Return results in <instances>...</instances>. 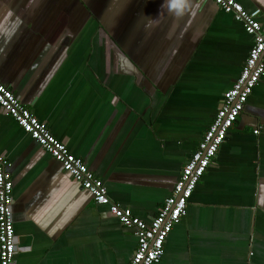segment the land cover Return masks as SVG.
I'll use <instances>...</instances> for the list:
<instances>
[{"label": "crops", "instance_id": "0c3cea01", "mask_svg": "<svg viewBox=\"0 0 264 264\" xmlns=\"http://www.w3.org/2000/svg\"><path fill=\"white\" fill-rule=\"evenodd\" d=\"M247 10L264 0H236ZM0 0V81L149 221L252 40L212 0ZM259 130L258 135L253 131ZM16 264H128L137 241L0 109ZM154 264H264V75Z\"/></svg>", "mask_w": 264, "mask_h": 264}, {"label": "built area", "instance_id": "2783aa9c", "mask_svg": "<svg viewBox=\"0 0 264 264\" xmlns=\"http://www.w3.org/2000/svg\"><path fill=\"white\" fill-rule=\"evenodd\" d=\"M224 14L231 15L242 25L252 40L251 48L233 85L223 93L220 107L189 159L181 168L171 194L164 199L157 214L149 221L135 216L110 199L103 182L71 154L65 143L56 139L24 106L19 98L0 81V109L57 162L74 182L87 191L93 202L106 207L107 213L118 223L131 229L137 246L128 264H154L164 253V243L172 228L186 215L188 200L213 163L227 134L237 122L248 97L264 75V24L261 11L245 10L236 0H212ZM254 135L259 130L253 131ZM5 156L0 155V264H16V239L13 221V185Z\"/></svg>", "mask_w": 264, "mask_h": 264}, {"label": "clouds", "instance_id": "9594fccd", "mask_svg": "<svg viewBox=\"0 0 264 264\" xmlns=\"http://www.w3.org/2000/svg\"><path fill=\"white\" fill-rule=\"evenodd\" d=\"M172 7H173V8L177 7V2H176V0H174V2H173V4H172Z\"/></svg>", "mask_w": 264, "mask_h": 264}]
</instances>
